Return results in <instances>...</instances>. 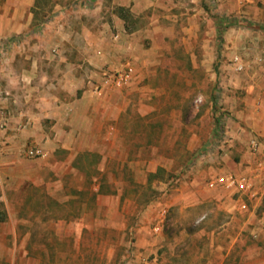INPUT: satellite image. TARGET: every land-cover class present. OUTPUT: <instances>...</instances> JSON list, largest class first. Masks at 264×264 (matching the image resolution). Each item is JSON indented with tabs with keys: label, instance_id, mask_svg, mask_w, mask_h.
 I'll use <instances>...</instances> for the list:
<instances>
[{
	"label": "crops",
	"instance_id": "obj_1",
	"mask_svg": "<svg viewBox=\"0 0 264 264\" xmlns=\"http://www.w3.org/2000/svg\"><path fill=\"white\" fill-rule=\"evenodd\" d=\"M218 1L228 5L226 0ZM206 4L207 0H0V84L9 92L5 106L11 121L7 146L0 155V191L25 186L43 189L53 202L70 207L69 213L53 217L57 224L70 219L86 221L100 217L94 216L87 193L97 204L112 203L103 195L108 193L104 189L117 185L118 173L126 166L134 163L151 176L160 171L163 165L155 159H130L134 147L130 135L133 130L139 134L148 130L150 124L159 134L162 91L179 90L181 77L195 70L209 75V43L201 42V56L192 47L202 26L210 23ZM178 27L184 34L179 38L182 43L173 37ZM117 33L119 40L114 37ZM235 38L234 48L250 50L253 56L251 63L245 59L243 72H233L230 63V71L219 74L212 105L213 134L203 150L217 143L224 128L232 143L228 153L217 154L205 164L210 172L204 182L208 187L207 179L216 173L247 174L258 193L257 184L264 176V34L238 31ZM183 57L188 66H181ZM128 66L134 74L127 86L95 91L105 69ZM165 77L173 79V87L163 88ZM132 105L138 111L132 113ZM173 120L168 123L175 124V133L178 119ZM135 124L143 129H134ZM252 135L261 141L258 153L250 151ZM25 145H40L48 155L28 158L21 152ZM192 150L189 146L185 153ZM208 188L210 195L226 194L223 188ZM210 195L202 199L207 201ZM246 196L226 199L227 212L241 202L248 205ZM75 205L77 213H72ZM180 216L194 219L188 214ZM102 218L116 219L112 209H106ZM141 222L154 226L135 229V264H243L237 257L247 246L242 245L246 234L237 223L221 228H182L181 223L162 233V214L144 216ZM157 225L161 226L159 233L154 230ZM130 246L131 242L127 253ZM152 254L153 261H148Z\"/></svg>",
	"mask_w": 264,
	"mask_h": 264
},
{
	"label": "rangeland",
	"instance_id": "obj_2",
	"mask_svg": "<svg viewBox=\"0 0 264 264\" xmlns=\"http://www.w3.org/2000/svg\"><path fill=\"white\" fill-rule=\"evenodd\" d=\"M225 2L228 5L218 0H207L206 10L210 23L202 26L198 42L192 43L198 56L204 50L201 42L209 43V75H202L199 70H195L191 75L181 77L179 90L162 91V108L158 112L163 118V124L159 134L151 124L148 130L140 134L134 130L131 132L129 141L134 147L130 159L148 162L155 159L163 165L161 170L151 176L148 171H139L134 163L126 166V170L118 173L117 185L104 189L108 193L103 195L111 198L112 203L105 200L103 204H97V199L93 200L87 193L85 197L90 198L89 206L94 216L100 217L86 221L70 219L57 224L58 221L53 217L69 213L70 207L62 208L47 193H43V189L25 186L16 190H1L0 211L8 214V219L0 220L1 264H124L128 244L131 242L134 245L137 239L135 229L144 224L153 228L154 224L141 221L144 216L148 218L155 214L163 215L162 233L170 232L181 223L179 226L182 228L192 225L221 228L226 224L233 227L237 223L246 234L242 245H247L237 257L238 260L243 264L253 260L257 261L252 264H264V176L257 184L259 192L246 196L247 210L241 212L236 207L227 212L223 202L237 196L226 190V194L220 192L210 195L204 182L210 172L209 166L203 165L193 172H185L205 148L206 140L212 137L215 120L212 105L219 74L224 70L230 71L231 59L236 51L239 54L245 51L243 56L251 63L252 51L234 48L235 35L238 31L246 35L256 31L264 34V2ZM221 19L236 22L225 24L221 23ZM233 30L237 31L235 35ZM173 35L182 43L179 39L184 35L181 28H175ZM180 45V52H183L184 46ZM180 64L188 66L185 58L180 60ZM185 79L193 84L187 85ZM171 80L165 77L163 88L173 87ZM167 103L178 106L170 107ZM136 111L138 108L132 105L131 112ZM153 114L151 112L149 116L152 118ZM136 117L138 114L134 115ZM175 117L178 120L174 133L175 124L172 123H175ZM171 120L170 125L168 122ZM133 127L143 129V125L135 124ZM189 146L193 150L191 154H186L185 149ZM153 154H156L155 157ZM231 158L236 159V156L232 154ZM178 175H183L182 179L172 186L171 182ZM205 195H210L207 201L202 199ZM177 197L179 202H175ZM259 201L261 204L256 205ZM106 209L114 211L115 220L102 218ZM73 211L77 213V205L73 206ZM181 214L191 215L194 219H181ZM233 217L236 219L233 220ZM158 255L161 254L158 252ZM153 259L154 254L148 256V261Z\"/></svg>",
	"mask_w": 264,
	"mask_h": 264
},
{
	"label": "built area",
	"instance_id": "obj_3",
	"mask_svg": "<svg viewBox=\"0 0 264 264\" xmlns=\"http://www.w3.org/2000/svg\"><path fill=\"white\" fill-rule=\"evenodd\" d=\"M117 40L121 38V34L117 33L114 36ZM3 52L0 50V56ZM231 65L235 72H243L246 69L245 58L236 53L231 59ZM134 70L128 66L122 70H111L105 69L103 71L102 79L99 84H96L95 91L101 92L103 88L115 89L127 86L133 78ZM9 92L4 90L0 84V155L3 154L5 146H7L6 137L10 129V117L5 106L8 100ZM222 136L214 144L213 147L201 151L191 165L186 169L185 172H193L199 166H203L218 154L223 155L228 153L231 149L232 138L226 128L222 131ZM249 148L253 153H258L261 149V141L257 135H252L249 140ZM21 152L28 158H44L46 157L47 151L40 145H25ZM262 164V163H261ZM184 174V173H182ZM183 175H178L173 179L172 186H175L182 179ZM207 185L210 189L223 188L224 190L231 192L237 198L243 195H256L255 181L247 174L236 175L234 173H216L207 179ZM240 210H247L248 205L245 202H241L239 206ZM166 212L164 211V214ZM155 232L161 231V226L157 225L154 227ZM137 259L135 247L133 244L130 246L128 253L124 259V264H135Z\"/></svg>",
	"mask_w": 264,
	"mask_h": 264
},
{
	"label": "trees",
	"instance_id": "obj_4",
	"mask_svg": "<svg viewBox=\"0 0 264 264\" xmlns=\"http://www.w3.org/2000/svg\"><path fill=\"white\" fill-rule=\"evenodd\" d=\"M234 22L236 21L228 22V21H225L224 19H221V23H225V24H233ZM3 215H5L4 211L2 212L0 211V220H3L5 218Z\"/></svg>",
	"mask_w": 264,
	"mask_h": 264
}]
</instances>
